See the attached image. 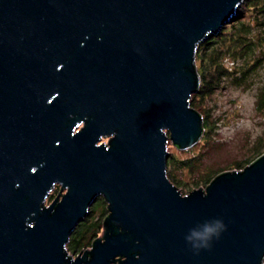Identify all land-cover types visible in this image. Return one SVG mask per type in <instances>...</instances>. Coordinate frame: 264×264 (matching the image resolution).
Wrapping results in <instances>:
<instances>
[{"label":"water","instance_id":"obj_1","mask_svg":"<svg viewBox=\"0 0 264 264\" xmlns=\"http://www.w3.org/2000/svg\"><path fill=\"white\" fill-rule=\"evenodd\" d=\"M240 1L0 0V264H262L264 153L186 194L165 168L202 136L196 45Z\"/></svg>","mask_w":264,"mask_h":264},{"label":"rangeland","instance_id":"obj_2","mask_svg":"<svg viewBox=\"0 0 264 264\" xmlns=\"http://www.w3.org/2000/svg\"><path fill=\"white\" fill-rule=\"evenodd\" d=\"M238 9L239 12L237 10L234 16L240 14L239 20L244 22L249 21L254 13L253 9H247L242 3ZM225 25L222 31L224 35L230 33L228 31L231 23ZM230 60L223 61L232 71L222 80L221 85L212 92L195 98L203 128L198 142L188 149L177 150L169 140L167 141L166 151L174 157L168 168L171 175L180 181L181 186L177 188L181 194L195 188H204L203 178L208 173L220 169L240 170L236 163L244 165L257 153H264V103L259 105L258 99L261 85L264 83V57L252 66L249 62L242 64L239 60H234V63ZM194 63L199 66L198 61ZM80 125L81 123L74 129H78ZM107 140L108 138L102 137L99 142L106 143ZM185 161L193 163L192 167L182 163ZM196 182L198 186L194 185ZM58 190L55 185L51 190L52 195ZM50 199H46L43 204L48 205ZM91 209L94 211L95 208ZM89 247L91 245L83 247L82 251ZM67 251L74 256L78 252Z\"/></svg>","mask_w":264,"mask_h":264},{"label":"trees","instance_id":"obj_3","mask_svg":"<svg viewBox=\"0 0 264 264\" xmlns=\"http://www.w3.org/2000/svg\"><path fill=\"white\" fill-rule=\"evenodd\" d=\"M241 3L246 5L247 9L251 8L254 10L249 21L244 22L239 20L241 17L240 14H236V16L233 15L230 20L231 26L228 31V33L230 32L229 34H222L223 28L226 26L224 25L221 27L220 31L213 35L209 34L196 45L194 61H198L199 63V66H195L198 76L200 77V87L189 97L190 107L194 108L196 111L198 110L195 106V98L212 92L217 86L221 85V82H223L222 80L232 71L227 64L223 62L224 60L227 61L231 59L230 62L239 60L242 64L249 62L252 66V64L264 57V0H241L235 9L236 13L237 10L239 12L238 8ZM259 93V105H262L264 103V83L261 85ZM203 124L205 126V119ZM175 148L179 150L176 146ZM261 154V152L257 153L253 159L247 160L245 164L251 163ZM165 155V168L168 180L176 187L181 186L180 181L171 175L168 168L169 162L171 163L173 161V155L169 153ZM182 163H186L190 167L193 165V163L189 161ZM240 164L241 163H236L235 165L239 169L245 167V164ZM223 171H226V169L208 173L205 178H203L205 187L212 178ZM194 185L198 186V182L194 183ZM92 207L95 208L94 211L91 209ZM105 208L106 202L103 197L98 196L90 205V208L87 209V215L77 223L70 234L67 250L70 252L80 251L81 248L91 245L92 241L102 229V221L105 215H107V209ZM262 264H264V256Z\"/></svg>","mask_w":264,"mask_h":264},{"label":"clouds","instance_id":"obj_4","mask_svg":"<svg viewBox=\"0 0 264 264\" xmlns=\"http://www.w3.org/2000/svg\"><path fill=\"white\" fill-rule=\"evenodd\" d=\"M223 225L219 222L217 223V228H222ZM213 235H218L217 229L213 228H206L205 231L201 234H197V239L200 241V244H194V247H200V246H207V242L211 240V237ZM187 239L191 240V237H187Z\"/></svg>","mask_w":264,"mask_h":264},{"label":"flooded vegetation","instance_id":"obj_5","mask_svg":"<svg viewBox=\"0 0 264 264\" xmlns=\"http://www.w3.org/2000/svg\"><path fill=\"white\" fill-rule=\"evenodd\" d=\"M82 126V123H81V125L79 126V128ZM77 127V126H76ZM78 128V129H79ZM77 128L76 129H74V131H77L78 130ZM73 131V132H74ZM99 143V142H98ZM55 185H57V184H54V187H55ZM58 186V188H59V190L54 194V195H52V192L50 191V193L47 195V197L46 198H44L45 200H44V202L46 201V199H50V202L53 200V197H55L56 195H58V194H60L59 195V197L58 198H60L61 197V195L65 192L64 190H60V186L59 185H57ZM49 202V203H50ZM49 205V204H48ZM44 206H47V205H44Z\"/></svg>","mask_w":264,"mask_h":264}]
</instances>
